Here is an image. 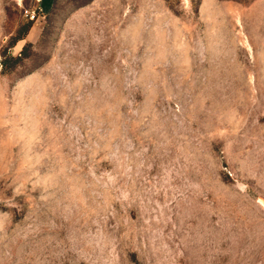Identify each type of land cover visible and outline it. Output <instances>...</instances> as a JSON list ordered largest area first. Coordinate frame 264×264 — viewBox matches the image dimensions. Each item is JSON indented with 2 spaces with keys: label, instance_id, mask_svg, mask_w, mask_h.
I'll return each mask as SVG.
<instances>
[{
  "label": "rangeland",
  "instance_id": "374dc122",
  "mask_svg": "<svg viewBox=\"0 0 264 264\" xmlns=\"http://www.w3.org/2000/svg\"><path fill=\"white\" fill-rule=\"evenodd\" d=\"M52 3L0 0V264H264V0Z\"/></svg>",
  "mask_w": 264,
  "mask_h": 264
},
{
  "label": "crops",
  "instance_id": "0c3cea01",
  "mask_svg": "<svg viewBox=\"0 0 264 264\" xmlns=\"http://www.w3.org/2000/svg\"><path fill=\"white\" fill-rule=\"evenodd\" d=\"M55 1H56V0H53V3H52V8L54 7ZM52 8H51V10H52ZM51 10H50L49 12H47V13H50V12H51Z\"/></svg>",
  "mask_w": 264,
  "mask_h": 264
},
{
  "label": "built area",
  "instance_id": "2783aa9c",
  "mask_svg": "<svg viewBox=\"0 0 264 264\" xmlns=\"http://www.w3.org/2000/svg\"><path fill=\"white\" fill-rule=\"evenodd\" d=\"M41 2V0H39Z\"/></svg>",
  "mask_w": 264,
  "mask_h": 264
},
{
  "label": "bare ground",
  "instance_id": "6f19581e",
  "mask_svg": "<svg viewBox=\"0 0 264 264\" xmlns=\"http://www.w3.org/2000/svg\"><path fill=\"white\" fill-rule=\"evenodd\" d=\"M242 16V15H241ZM241 21V20H240Z\"/></svg>",
  "mask_w": 264,
  "mask_h": 264
}]
</instances>
